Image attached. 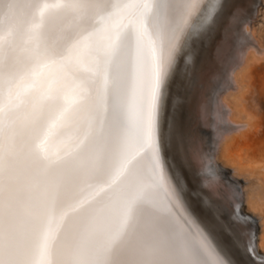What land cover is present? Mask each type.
I'll return each instance as SVG.
<instances>
[{
	"label": "snow or ice",
	"instance_id": "snow-or-ice-1",
	"mask_svg": "<svg viewBox=\"0 0 264 264\" xmlns=\"http://www.w3.org/2000/svg\"><path fill=\"white\" fill-rule=\"evenodd\" d=\"M219 10L0 0V264H235L185 199L187 150L167 154L177 61ZM239 207L234 242L264 264Z\"/></svg>",
	"mask_w": 264,
	"mask_h": 264
},
{
	"label": "bare ground",
	"instance_id": "bare-ground-1",
	"mask_svg": "<svg viewBox=\"0 0 264 264\" xmlns=\"http://www.w3.org/2000/svg\"><path fill=\"white\" fill-rule=\"evenodd\" d=\"M216 2L214 26L191 41L169 85L167 121L174 135L167 154L180 165L187 150V203L235 264H252L234 242L229 217L239 204L252 218L256 251L264 256L263 120L249 99L264 86V0ZM17 15L28 19L24 9Z\"/></svg>",
	"mask_w": 264,
	"mask_h": 264
},
{
	"label": "rangeland",
	"instance_id": "rangeland-1",
	"mask_svg": "<svg viewBox=\"0 0 264 264\" xmlns=\"http://www.w3.org/2000/svg\"><path fill=\"white\" fill-rule=\"evenodd\" d=\"M252 94L254 95V97H250L249 99L252 100L253 107L260 112L263 120V128H261L262 130L259 139V146L262 148V150H264V86L257 85L256 90ZM246 209L247 211H250V208Z\"/></svg>",
	"mask_w": 264,
	"mask_h": 264
}]
</instances>
